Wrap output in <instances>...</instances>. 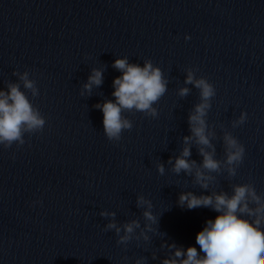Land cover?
Instances as JSON below:
<instances>
[{
    "label": "clouds",
    "instance_id": "9594fccd",
    "mask_svg": "<svg viewBox=\"0 0 264 264\" xmlns=\"http://www.w3.org/2000/svg\"><path fill=\"white\" fill-rule=\"evenodd\" d=\"M184 39L190 40L189 35ZM112 67L122 73L113 80L114 100L105 99L103 103L94 105L103 113V133L113 143H119L122 133L131 131L133 122L123 115L125 112H140L146 117L157 118L158 109L154 107L168 91L169 79L162 69L155 66L151 59H145L143 66L130 63L128 57L117 58ZM198 69L188 67L184 85H192L199 90V102L188 113L190 135L182 137V148L178 155L167 161L170 171L180 175L182 172L192 177V183L200 189L209 191L217 183V177L226 173L231 180L237 175V169L243 162L245 147L232 133L219 124L222 130L224 158L217 159L216 140L217 125L209 124L207 117L212 107V99L216 95L214 85L204 76L197 77ZM18 82H8L6 90L0 89V146L4 149L17 148L26 143L25 134L29 136L40 133L46 125V118L29 99L26 91L33 98L40 95L37 81L30 78L28 71H14ZM103 83V69L92 68L91 74L80 88L81 97L92 95L93 88ZM191 88H178L177 95L187 97ZM248 114L241 111L238 118L231 121V127L237 128L246 123ZM195 146L202 161L190 159L192 147ZM157 172L165 174L164 163H157ZM228 191L215 189L209 195H196L191 191L181 192L177 204L189 210L200 207L211 208L218 215L206 221L205 226L196 235V247L184 249L175 243L162 242L161 248H167L169 254L161 264H264V195L258 194L252 183L231 184ZM40 203L34 201L33 204ZM136 207L143 208V227L139 219H131L124 223L116 220V212L103 210L99 215L108 219L102 229L104 232L114 231L117 245L127 248L130 241H150L149 233L156 234L159 219L153 214V203L144 195L136 197ZM137 230L139 232L137 233ZM122 233V234H121ZM164 236L165 233H162ZM125 261L128 257L123 258ZM152 259H157L152 253ZM147 258H136L135 264H146Z\"/></svg>",
    "mask_w": 264,
    "mask_h": 264
}]
</instances>
